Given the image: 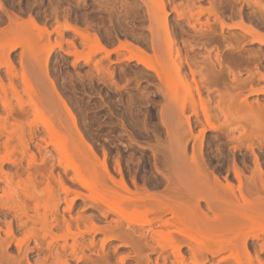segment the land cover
<instances>
[{"label":"rangeland","instance_id":"1","mask_svg":"<svg viewBox=\"0 0 264 264\" xmlns=\"http://www.w3.org/2000/svg\"><path fill=\"white\" fill-rule=\"evenodd\" d=\"M263 186L264 0H0V264H264Z\"/></svg>","mask_w":264,"mask_h":264},{"label":"bare ground","instance_id":"2","mask_svg":"<svg viewBox=\"0 0 264 264\" xmlns=\"http://www.w3.org/2000/svg\"><path fill=\"white\" fill-rule=\"evenodd\" d=\"M99 49H100V48H99ZM47 58H48V56H47ZM65 150H66V148H65ZM65 150L63 149V151H65ZM67 153H68V152H67ZM64 154H65V153H64ZM66 155L69 156V154H66ZM78 171H79V170H78ZM259 171H260V170H259ZM79 172H80V175L82 176L81 171H79ZM238 174H239V173H238ZM239 175H240V174H239ZM259 175H261V172H260ZM235 176L238 177V175H235ZM79 177H80V176H79ZM82 177H85V176L83 175ZM216 178H217V177H216ZM88 179H90V177H87V178H85V179H84V178H81V183H82V185H84V186H89V185H90V186H93V185L90 184V180L88 181ZM91 179H92V178H91ZM239 179H241L240 176H239ZM91 181H92V180H91ZM217 181H218V180H217ZM237 181H238V179H237ZM93 182H94V181H92V184H93ZM226 182H227V181H226ZM216 183H217V182H216ZM238 183H240V186H239V188L236 187V190L239 191V195H240V198H241V199H242L243 197H245L246 194L252 192V191H250V190H252L251 188H250L249 190H248V188H245V189H247V192H248V193H244L245 195H243V194H242V191H241V189H242V188H241V183H242V182H240V180H239ZM225 185H226V187L231 186L230 184H228V182H227ZM227 185H228V186H227ZM263 187H264V186H263ZM263 187H262V188H263ZM229 188H230V187H229ZM230 189H231V188H230ZM232 189H233V188H232ZM242 190H243V189H242ZM249 191H250V192H249ZM244 192H245V191H244ZM147 198H149V196H148ZM244 199H245L246 201H245ZM242 200H243L244 202H248V199H247V198H243ZM148 213H152V210H147V214H148ZM154 219H155V218H154ZM187 227H188V226H187ZM176 230H177L176 233H178V234H182V235H185L186 233H189V231H188L189 228L187 229L186 226H184V224H180V225L178 226V228H176ZM217 236H218V235H217ZM219 236H220V235H219ZM203 237H204V236H203ZM206 237H208V236H206ZM206 237H204L205 241H207V240H206ZM216 239H219V238L216 237ZM221 240L223 241V239H221ZM221 240H220V241H221ZM208 241L211 242L210 237H209V240H208ZM212 241H215V240L212 239ZM216 242H219V241H216ZM220 243H222V242H220ZM214 244H215V243H213V245H214ZM214 246H216V245H214ZM210 251H211V250H210ZM212 251H213V250H212ZM212 251H211V252H212ZM176 252H179L178 247H176ZM215 252H216V251H215ZM177 254H178V253H177ZM178 255H179V254H178ZM213 255H215L214 252H213Z\"/></svg>","mask_w":264,"mask_h":264}]
</instances>
